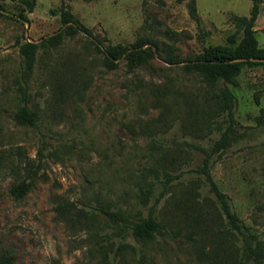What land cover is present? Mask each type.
Here are the masks:
<instances>
[{"label":"rangeland","instance_id":"374dc122","mask_svg":"<svg viewBox=\"0 0 264 264\" xmlns=\"http://www.w3.org/2000/svg\"><path fill=\"white\" fill-rule=\"evenodd\" d=\"M65 1L103 46L146 37L179 62L156 56L145 67L121 61L107 69L87 35L75 32L57 47H39L25 75L19 47L58 31L62 0H37L27 22L17 17L22 4L4 2L12 15L0 17V256L12 264H231L215 238L223 219L195 172L202 158L195 146L210 145L228 120L207 103L209 86L183 65L207 46L230 45L232 35L238 43L235 17L249 15L251 0H195L199 23L190 0ZM261 7L255 35L264 47ZM226 85L235 97L236 140L210 172L241 221L264 240V65H244L237 85ZM23 105L35 125L14 120ZM163 157L180 175L157 207L168 232L146 244L121 240L95 208L146 214L163 190L149 169ZM144 177L155 184L147 205L139 191ZM19 181L28 187L14 197ZM179 181L197 187L200 227L178 217ZM122 241L131 246L116 255Z\"/></svg>","mask_w":264,"mask_h":264},{"label":"trees","instance_id":"16d2710c","mask_svg":"<svg viewBox=\"0 0 264 264\" xmlns=\"http://www.w3.org/2000/svg\"><path fill=\"white\" fill-rule=\"evenodd\" d=\"M5 1L0 0V17L12 15L4 7ZM10 1L18 2L25 7L23 11L18 13L17 17L27 22L28 17L25 12H32L37 0ZM251 2L252 6L248 16L235 17L242 30V37L238 43L234 44L235 38L232 35L230 45L207 46L198 56L188 59L183 65L187 72L199 75L201 80L209 86L211 93L206 99L207 103L214 104L215 110L228 120L225 130L210 145L207 147L195 146L202 157L195 172L202 177L204 184L214 196L215 207L224 222L221 228L216 229L215 238L219 240L231 264H264V240L260 239L251 227L241 221L233 210L227 194L220 190L210 172L215 159L219 158L236 140L235 119L233 117L235 97L226 84L237 85V76L244 65H264V47L258 45L254 28L264 0H251ZM188 6L190 16L199 23L200 17L197 12L196 1L190 0ZM55 12L59 14L62 23L58 31L48 37L41 38L40 43L26 40L19 47L25 66V75L32 70L36 51L39 47H57L65 35H73L75 32H83L87 35L89 42L95 46L100 54L103 66L107 69L114 68L121 61H126L130 68L145 67L149 59L156 56L171 65L179 62L171 51H162L153 40L146 37L137 39L131 45L117 43L103 46L100 41H94L89 37L90 29L72 14L69 4L65 0H62L60 7ZM162 52H165L166 55H163ZM263 112L264 109H261V113ZM257 119L262 120V115H259ZM14 120L21 125H35L36 123L35 115L27 105L18 109L14 115ZM18 153H21L19 149ZM159 163V167H152L149 170L154 179L162 185L163 190L158 197H155L146 214L142 212L133 213L120 207L112 209L106 205L95 208L103 216L105 226L121 240L131 237L139 244H146L154 241L158 235H165L168 232L166 225L158 215L157 207L167 190L172 189L177 184H171V182L178 179L180 175H172L167 169V164L170 162L166 157H163ZM142 180V184L139 185L140 198L141 202L147 205L152 187L155 184L146 181L147 177ZM178 184H181L182 187L175 208L178 217L188 225L195 224V226L200 227V221L203 220L204 215L202 214L203 204L196 198L198 195L197 187L195 188L191 181L183 184L182 181H179ZM27 187L28 184L25 181H19L13 185L11 193L14 197H20ZM127 246L130 247L131 245L125 241L120 242L116 246L115 254H120ZM0 264H12V258L2 255L0 256Z\"/></svg>","mask_w":264,"mask_h":264},{"label":"crops","instance_id":"0c3cea01","mask_svg":"<svg viewBox=\"0 0 264 264\" xmlns=\"http://www.w3.org/2000/svg\"><path fill=\"white\" fill-rule=\"evenodd\" d=\"M262 6V5H261ZM262 13V7H261V10H260V12H259V15ZM259 15H258V17H259ZM258 17H257V19H256V21H255V25H256V22H257V20H258ZM263 26H264V24H263ZM254 28H255V30H256V27L254 26ZM257 31V30H256Z\"/></svg>","mask_w":264,"mask_h":264},{"label":"water","instance_id":"95a60500","mask_svg":"<svg viewBox=\"0 0 264 264\" xmlns=\"http://www.w3.org/2000/svg\"><path fill=\"white\" fill-rule=\"evenodd\" d=\"M29 41H31V42H39V41H41V39H39V40H37V41H35V40H33V39H29Z\"/></svg>","mask_w":264,"mask_h":264}]
</instances>
